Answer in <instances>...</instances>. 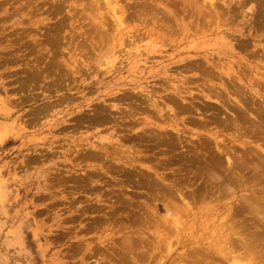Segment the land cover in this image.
<instances>
[{
	"label": "rangeland",
	"instance_id": "obj_1",
	"mask_svg": "<svg viewBox=\"0 0 264 264\" xmlns=\"http://www.w3.org/2000/svg\"><path fill=\"white\" fill-rule=\"evenodd\" d=\"M262 116L264 0H0V264H264L234 215L264 181L215 177Z\"/></svg>",
	"mask_w": 264,
	"mask_h": 264
},
{
	"label": "bare ground",
	"instance_id": "obj_2",
	"mask_svg": "<svg viewBox=\"0 0 264 264\" xmlns=\"http://www.w3.org/2000/svg\"><path fill=\"white\" fill-rule=\"evenodd\" d=\"M163 6V5H162ZM170 12H171V10H169ZM173 13L174 12H172L171 14L173 15ZM175 18V17H174ZM166 25V24H165ZM99 28H100V26H99ZM181 41V40H180ZM51 62V61H50ZM55 62V61H54ZM53 63V62H52ZM51 63V65H53ZM190 63V62H189ZM55 65V64H54ZM53 65V66H54ZM201 65V64H200ZM197 66V65H196ZM195 66V67H196ZM202 66V65H201ZM51 68H52V66H50ZM49 67V68H50ZM204 67V66H203ZM205 67H206V69H205ZM203 69H205V71L207 70L208 71V69L210 68V67H208V66H205ZM207 67H208V69H207ZM48 68V67H47ZM50 68V69H51ZM192 69V68H191ZM223 72H224V68H222L221 69ZM205 71H203V72H205ZM207 71L205 72V73H207ZM210 71V70H209ZM217 71H218V69H217ZM228 72V71H227ZM218 73V72H217ZM219 74V73H218ZM217 74V75H218ZM225 74V73H224ZM209 75V74H208ZM214 76L213 75V73H211L210 75H209V77L210 76ZM223 75V74H222ZM230 75V74H229ZM211 76V77H212ZM226 76H228V75H226ZM219 77V76H218ZM215 77H213V79H214ZM212 79V78H211ZM219 79H221V80H223V76H222V78H221V76H220V78ZM225 79H227L226 77H225ZM184 86V85H183ZM224 86V85H223ZM226 87H228V86H226ZM241 88V87H240ZM177 89H178V87H177ZM180 89V88H179ZM179 89L178 90H176V95H177V97L179 96V97H182V91H179ZM210 89V88H209ZM225 89V88H224ZM236 89H238L239 90V88H236ZM241 89H243V88H241ZM240 89V91H238V92H241L242 90ZM226 90V89H225ZM168 91V90H167ZM174 91V90H173ZM236 91V90H235ZM236 91V93L238 94V92ZM254 91V90H253ZM212 92V91H211ZM234 92V91H233ZM232 91H231V93H233ZM174 93V92H173ZM172 93V94H173ZM190 93V92H189ZM226 93V92H225ZM230 93V94H231ZM242 93V92H241ZM244 93H245V95H246V91H244ZM257 93V92H256ZM156 94V93H155ZM222 94V93H221ZM233 94H235V92L233 93ZM184 95V94H183ZM236 95V94H235ZM132 96V95H131ZM170 96V95H169ZM217 98H220L221 100H223L225 97V95L224 96H222V95H218L217 94ZM219 96H222V98L221 97H219ZM145 97V96H144ZM171 97V96H170ZM184 97V96H183ZM224 97V98H223ZM246 98H247V96H245ZM245 98V99H246ZM139 99V98H138ZM182 99V98H181ZM180 99V100H181ZM184 99V98H183ZM189 99V98H188ZM227 99V98H226ZM225 99V100H226ZM245 99H243V100H245ZM144 100V99H143ZM224 100V101H225ZM238 100H241V99H239L238 98ZM141 101V100H140ZM144 101H146V100H144ZM223 101V102H224ZM237 101V100H236ZM235 101V102H236ZM247 101H248V99H247ZM183 102V101H182ZM222 102V101H221ZM245 102H246V100H245ZM144 103V102H143ZM157 103H159V102H157ZM156 103V104H157ZM240 103V102H239ZM242 103V102H241ZM247 103V102H246ZM142 104V103H141ZM146 104V103H145ZM147 105V104H146ZM158 105V104H157ZM184 105V104H183ZM189 105V104H188ZM187 105V106H188ZM239 105V104H238ZM243 105H245V103H243ZM101 106V105H100ZM153 106V105H152ZM240 106V105H239ZM246 106V105H245ZM111 107V106H110ZM116 107V106H115ZM144 107V106H143ZM156 107V106H155ZM178 107V106H177ZM185 107H186V104H185ZM99 108H101V107H99ZM102 109V108H101ZM100 109V110H101ZM133 109V108H132ZM154 109V108H153ZM171 109V108H170ZM192 109H194V108H192ZM108 110V109H107ZM106 110V111H107ZM162 110H164L163 108H162ZM187 110V109H186ZM106 111H104V114L105 113H107ZM136 111V110H135ZM154 111V110H153ZM100 112H102V110L100 111ZM141 112V111H140ZM160 112V111H159ZM192 112H194V111H192ZM103 113V112H102ZM101 113V114H102ZM112 113V112H111ZM111 113H108L109 115L111 114ZM138 113V112H137ZM156 113H157V111H156ZM169 113V112H168ZM177 113V112H176ZM96 114H98L97 112H96ZM104 114H103V116H104ZM139 114V113H138ZM260 113H258L257 115H259ZM244 115V114H243ZM261 115H262V113H261ZM83 117H84V115H82ZM100 116V115H99ZM102 116V117H103ZM111 116V115H110ZM162 116H163V114H162ZM171 116V115H170ZM169 116V117H170ZM239 116H240V114H239ZM101 117V118H102ZM245 116H243V118H242V120L244 119L245 120V118H244ZM263 117V116H262ZM81 118V117H80ZM94 118V117H93ZM97 118H99V117H97ZM96 118V120H100V119H97ZM110 118V117H109ZM109 118H107V121H109L110 119ZM218 118V117H217ZM82 119H83V121H85L86 119H84V118H81V121H82ZM109 119V120H108ZM158 119H160V118H158ZM166 120H168L167 118H165ZM176 119V118H175ZM222 119H223V117H222ZM229 119H232V124L234 125V127L232 126V127H230V125L228 126L229 128H231V130H233V128H237V129H241L242 128V125L241 124H239V123H237L236 121L237 120H235V123L233 122V119L234 118H228L227 120H229ZM235 119H237L236 118V116H235ZM260 119V118H259ZM261 119H264V117L263 118H261ZM93 120V119H92ZM104 120V119H103ZM220 120V119H219ZM82 121V122H83ZM112 121V120H111ZM110 121V122H111ZM145 121V120H144ZM207 121V120H206ZM221 121V124H223V122L225 121L226 122V120L224 119V121L223 120H220ZM223 121V122H222ZM230 121V120H229ZM261 121V120H260ZM95 122V121H94ZM100 121H98V123H99ZM102 122V121H101ZM100 122V123H101ZM105 122V121H104ZM133 122V121H132ZM137 122V121H136ZM136 122L135 123H133V124H135L136 125ZM166 123H167V121H165ZM185 122V121H184ZM218 122V121H217ZM144 123V122H143ZM147 123V122H146ZM247 123V122H246ZM122 124V123H121ZM138 124V123H137ZM169 124V123H168ZM167 124V125H168ZM173 124V123H172ZM172 124H171V126H172ZM206 124V123H205ZM218 124V123H217ZM230 124H231V122H230ZM123 125V124H122ZM144 125H145V123H144ZM260 125V124H259ZM259 125H254V126H256L257 128V130H259L260 128H259ZM148 126V125H147ZM218 126H221V125H218ZM260 126H262V125H260ZM152 127V126H151ZM228 127H225V128H223V129H225V130H227V131H229L228 129H226V128H228ZM169 128V127H168ZM171 128V127H170ZM178 128V127H177ZM246 128V127H245ZM244 128V129H245ZM259 128V129H258ZM142 129V128H141ZM167 129V128H166ZM179 129V128H178ZM247 129V128H246ZM246 129H245V131H246ZM261 129H263V128H261ZM260 129V130H261ZM125 130V129H124ZM147 130V129H146ZM158 130V129H157ZM170 130V129H169ZM224 130V131H225ZM248 130H249V126H248ZM150 131V130H149ZM152 132H153V130H151ZM171 131V130H170ZM238 131H240L241 132V130H238ZM238 131H236L235 130V133L236 132H238ZM245 131H243V132H245ZM250 131V130H249ZM262 131H264V129L262 130ZM144 132H148V131H144ZM143 132V133H144ZM151 132V133H152ZM160 132V131H159ZM221 132H223V130L221 131ZM220 132V133H221ZM252 132V131H251ZM150 132L148 133V134H151ZM161 133V132H160ZM159 133V134H160ZM185 133V132H184ZM239 133V132H238ZM264 133V132H263ZM146 134V133H145ZM166 134V133H165ZM174 134H175V132H174ZM179 134V133H178ZM242 134H244V135H246L245 133H242ZM242 134H239V135H241L242 137H243V135ZM139 135V134H138ZM141 135V134H140ZM139 135V136H140ZM161 135V134H160ZM167 135V134H166ZM134 136V135H133ZM143 136V135H142ZM149 136H151V135H148V138H146V135H145V140L146 139H149L150 140V143L151 142H153L154 141V143H156L157 142V138H155V135H153L152 134V137L150 138ZM153 136H154V140L152 141V139H153ZM162 136V135H161ZM177 136V135H176ZM236 136V135H235ZM166 137V136H165ZM178 137V136H177ZM238 137V136H237ZM142 138H144V137H142ZM141 138V139H142ZM160 138V137H159ZM245 138V137H244ZM247 138V137H246ZM157 139V140H156ZM237 139V138H236ZM240 139V138H239ZM143 141H144V139H142ZM141 140V141H142ZM148 140V141H149ZM156 140V141H155ZM242 140V139H241ZM147 141V140H146ZM147 141V142H148ZM162 141H163V138H162ZM161 141V142H162ZM165 141H168L167 139H165L164 140V142H163V144L165 143ZM170 141V140H169ZM168 141V143L170 144V142ZM209 141V140H208ZM231 141V140H230ZM238 141V140H237ZM181 142V141H180ZM188 142V141H187ZM210 142V141H209ZM225 142V141H224ZM242 142H243V140H242ZM172 143H174V141H172ZM175 143L177 144V141H175ZM184 142L182 141V144H183ZM161 144V143H160ZM159 144V145H160ZM169 144H167V142H166V145H167V147H168V145ZM178 144H179V141H178ZM178 144H177V146H178ZM181 144V143H180ZM158 145V146H159ZM173 144H171V146H172ZM185 145V144H184ZM217 145H218V143H217ZM227 145V144H226ZM230 146H231V144H229ZM234 145V144H233ZM174 146V145H173ZM182 146V145H181ZM155 147H157V146H155ZM155 147H154V149H155ZM178 147H180V146H178ZM188 147V146H187ZM227 147V146H226ZM91 148V147H90ZM108 148V147H107ZM229 148H231V150H232V147H229ZM229 148H226V149H229ZM105 149V148H104ZM109 149V148H108ZM117 149V148H116ZM217 151H219V152H216L217 153V175L215 174V177H216V179H217V190H221L222 188L221 187H223V189L221 190V192L223 191L224 192V187L225 188H228L229 186H232V184H233V182H234V180H236V182H244L245 180H248L250 177H248L247 178V176L250 174V173H254L255 175H256V177H259L260 179H262V181H264L263 179H264V159L262 160V157H264V156H256L257 158H255V160L256 161H254L253 162V160L252 161H248L247 160V158H246V160L245 159H242V160H240V162H238V163H235V160H233L230 156H229V154H228V152L224 149V148H221V147H217ZM251 149V148H250ZM92 150V149H91ZM113 150L115 151V147H113ZM120 150H122V149H120ZM169 150H171V152L174 150H172V149H169ZM191 150V149H190ZM193 150V149H192ZM230 150V151H231ZM100 151V150H99ZM176 151H178V150H176ZM106 152H107V150H106ZM116 152V151H115ZM114 152V153H115ZM118 152V151H117ZM126 152V151H125ZM124 152V153H125ZM192 152V151H191ZM247 152H249L248 150H247ZM250 152H252V153H250V154H253V152L254 151H250ZM98 152H96V154H97ZM110 153V152H109ZM127 153V152H126ZM189 153V152H188ZM245 153V152H244ZM243 153V154H244ZM256 153V152H255ZM254 153V154H255ZM99 154V153H98ZM102 154H103V152H102ZM105 154V153H104ZM103 154V155H104ZM118 153H116V155H117ZM184 154V153H183ZM182 154V155H183ZM257 154H259L258 152H257ZM102 155V156H103ZM109 155H112V154H109ZM131 155V154H130ZM194 155H195V153H194ZM193 154H192V156H194ZM212 155V154H211ZM210 155V156H211ZM216 155V154H215ZM245 155H247V154H245ZM248 155H249V153H248ZM256 155V154H255ZM107 156V155H106ZM124 156H126V155H124ZM188 156V155H187ZM201 156H202V154H201ZM214 156V155H213ZM226 157V162H227V164L228 165H225L224 164V160H223V157ZM111 157V156H110ZM119 157H120V159H122L121 158V155H120V153H119ZM131 157V156H130ZM173 157V156H172ZM195 158H196V156H194ZM215 157V156H214ZM246 157V156H245ZM104 158H105V155H104ZM107 158H109V156L107 157ZM125 158V157H124ZM203 158H205V157H203ZM99 159V158H98ZM106 159V158H105ZM104 159V160H105ZM113 159V158H112ZM126 159V158H125ZM202 159V158H201ZM200 159V160H201ZM213 160H214V162H215V159L214 158H212ZM260 159V162H257V160H259ZM100 160H101V158H100ZM107 160H109V159H107ZM106 160V161H107ZM114 160V159H113ZM136 160V159H135ZM140 160V159H139ZM211 160V159H210ZM213 160H211V161H213ZM112 161V160H111ZM132 161V160H131ZM169 161L170 160H168V163H169ZM136 162H138V161H136ZM140 162V161H139ZM138 162V163H139ZM199 163L201 162V161H198ZM214 162H212L215 166H216V164L214 163ZM165 163V162H164ZM188 163V162H187ZM202 163V162H201ZM118 164V163H117ZM134 164V163H133ZM203 164H204V162H203ZM129 165H131L132 166V164H129ZM135 165V164H134ZM202 164H197V165H194L193 164V166H201ZM206 165V163L204 164V166ZM222 165H224V166H222ZM165 166V165H164ZM203 166V165H202ZM201 166V167H202ZM203 166V167H204ZM206 166H208V164L206 165ZM221 166V170H222V172L219 170L218 171V168ZM194 167V168H195ZM109 168H111V167H109ZM192 168V167H191ZM191 168H189L190 170H191V172H192V169ZM208 168H210V167H208ZM212 168V167H211ZM210 168V169H211ZM132 169V168H131ZM130 169V170H131ZM167 169V168H166ZM188 169V168H187ZM133 170L135 171V169H134V167H133ZM197 170V168H195V170L194 171H196ZM204 170H208L207 168L206 169H204ZM203 170V171H204ZM134 171H133V173H134ZM208 171H211V170H208ZM96 172V171H95ZM131 172H132V170H131ZM187 172H189V170H187ZM187 172H185V173H187ZM212 172H215V170L214 171H212ZM106 173H107V171H106ZM178 173H180V172H178ZM184 173V172H183ZM205 173V172H204ZM126 174H128V173H126ZM136 174V173H135ZM174 174V173H173ZM175 174H177V172L175 173ZM190 174V173H189ZM196 174V173H195ZM195 174H194V176H195ZM198 174V173H197ZM203 174V173H202ZM131 175L133 176V174L131 173ZM167 175V174H166ZM168 175H170V174H168ZM172 175V174H171ZM191 175V174H190ZM211 175V174H210ZM136 176V175H135ZM179 175H177V177H178ZM187 176V175H186ZM185 175H183V177H186ZM198 176H200L199 174H198ZM140 177H141V175H140ZM180 177H181V175H180ZM179 177V178H180ZM215 177L213 176V178H214V180H215ZM195 179L197 178L196 176L194 177ZM209 178V177H208ZM210 179H212V178H210ZM252 179H253V177H252ZM255 179V178H254ZM257 179V178H256ZM255 179V180H256ZM169 180V179H168ZM209 180V179H208ZM255 180H252V181H255ZM258 180V179H257ZM256 180V181H257ZM176 181V180H175ZM174 181V182H175ZM188 181V180H187ZM195 181V180H194ZM204 181H205V179H204ZM212 181V180H211ZM96 182V181H95ZM207 182V181H206ZM216 182V181H215ZM241 182V183H242ZM250 182H251V180H250ZM179 183V182H178ZM203 183V182H202ZM201 183V184H202ZM211 183V182H210ZM244 183H246V182H244ZM248 183H249V180H248ZM248 183H246V185L248 184ZM176 184V183H175ZM215 184V183H214ZM236 184V183H235ZM234 184V185H235ZM240 184V183H239ZM252 184V183H251ZM210 185V184H209ZM238 185V184H237ZM179 186V185H178ZM248 186H252V185H250V183H249V185ZM247 186V187H248ZM257 186V185H256ZM162 187V186H161ZM185 187V186H184ZM200 187V186H199ZM202 187H203V184H202ZM176 188V187H175ZM221 188V189H220ZM233 188V187H232ZM254 188V187H253ZM252 188V189H253ZM184 189V188H183ZM203 189V188H202ZM215 189V188H214ZM180 190V189H179ZM195 190V189H194ZM194 190H193V192H194ZM165 191V190H164ZM168 191V190H167ZM175 191V190H174ZM176 191H178V190H176ZM227 191V190H226ZM225 191V193H227ZM246 191V190H245ZM253 191H255V192H257L255 189H253ZM260 191V190H259ZM258 191V192H259ZM166 192V191H165ZM169 192H170V190H169ZM195 192H196V190H195ZM198 192V191H197ZM197 192H196V194H197ZM210 192V191H209ZM212 192V191H211ZM229 192V191H228ZM262 192H263V190H262ZM261 192V193H262ZM173 193V192H172ZM199 194H200V192H198ZM168 194V193H167ZM171 194V193H170ZM177 194V193H176ZM180 194V193H179ZM194 194V193H193ZM205 194V193H204ZM209 194L210 193H208V196H209ZM185 195V194H184ZM182 196V195H181ZM195 196V195H194ZM199 197L201 196V194L200 195H198ZM203 196V195H202ZM184 197V196H183ZM182 197V198H183ZM192 197H193V195H192ZM245 196H243V199H241L242 201L244 200V202H242V206H241V208L239 209V211H238V213L236 212L234 215H239V216H242L243 217V222H241V225H243L245 228H246V230L247 229H253L254 230V232H255V236H254V233H253V235H250V233H248L250 236H251V239H249V238H246V237H242L241 238V240H240V242L242 241V245L244 246V247H250V248H257V246L256 245H254L253 243H257V242H264V199H262L260 196V198H251V197H245ZM186 199V198H185ZM192 199V198H191ZM190 200V199H189ZM191 201V200H190ZM170 207V206H169ZM236 208H238V207H236ZM236 208H234V209H236ZM97 209V208H96ZM236 210H238V209H236ZM98 212V211H97ZM107 216V215H106ZM237 216H236V218H237ZM102 217V216H101ZM238 224H240V223H238L237 222V225ZM241 225H238V226H241ZM248 234H246V235H248ZM243 236V235H242ZM245 236V235H244ZM262 236V237H261ZM126 239H128V238H126ZM129 240V239H128ZM252 240V241H251ZM261 244V243H260ZM261 245H263V244H261ZM260 247V246H259ZM129 248H130V246H129ZM262 248H264V246L262 247ZM117 249V248H116ZM120 254V253H119ZM107 258V257H106ZM106 262V261H105Z\"/></svg>",
	"mask_w": 264,
	"mask_h": 264
}]
</instances>
